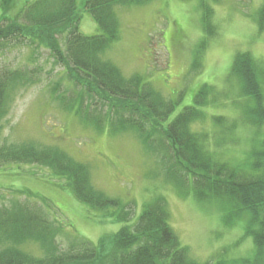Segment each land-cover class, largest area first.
<instances>
[{
	"label": "rangeland",
	"instance_id": "rangeland-1",
	"mask_svg": "<svg viewBox=\"0 0 264 264\" xmlns=\"http://www.w3.org/2000/svg\"><path fill=\"white\" fill-rule=\"evenodd\" d=\"M4 2L0 0L1 13ZM206 2L213 9L211 22L216 35L209 37L197 71L193 70L196 50L207 37L201 0H150L139 6H116L119 33L104 58L128 77H144L164 99L181 96L173 116L193 105L192 98L201 85L212 86L216 99L209 98V105L203 109L206 119L194 123L192 131L205 138L208 150L219 154L222 162L242 168L252 143L264 137V125H252L248 112L256 105L247 103L239 79L230 73L239 53L249 54L264 73V28L259 29L253 20L264 0ZM12 7L10 13H16ZM82 15L80 32L86 36L101 34L92 16L88 12ZM25 44L12 43L0 49V71H27L35 81L30 86L16 85L12 91L0 119V147L33 145L65 153L88 169L95 190L130 207L131 225L147 203L164 197L171 227L191 257L201 264H232L252 256L254 243L252 238H244V224L239 220L226 224V213L216 201L201 202L192 195L180 197L175 183L164 182L163 163L135 131L115 132L108 126L96 131L67 110L57 95L74 100L80 88L62 66L53 62L48 51ZM61 44L64 49L63 41ZM91 103L92 109L101 108L96 101ZM214 116L223 117V130L214 127ZM66 183L47 167L8 165L0 168V205L11 207L14 202H25L22 191L45 199L50 208L43 210L55 222L57 239L64 250L69 248V241L80 244L86 240L97 245L103 237L120 231L123 224L105 220L77 201ZM40 245L10 239L0 242V251L18 249L42 257Z\"/></svg>",
	"mask_w": 264,
	"mask_h": 264
},
{
	"label": "trees",
	"instance_id": "trees-1",
	"mask_svg": "<svg viewBox=\"0 0 264 264\" xmlns=\"http://www.w3.org/2000/svg\"><path fill=\"white\" fill-rule=\"evenodd\" d=\"M4 1L0 12V49L12 43H26L48 51L53 62L64 68L82 92L70 101L57 95L67 110L96 131L107 126L115 132L135 131L144 146L163 163L167 177L164 182L175 183L180 197L192 195L201 202L216 201L226 213V224L238 220L244 224V238H252L254 252L232 264H264V137L252 143L242 168L222 162L219 154L208 150L205 138L192 131L194 123L206 119L203 109L209 105V98L216 99L212 86L201 85L192 98L193 105L173 116L181 96L177 100L164 99L144 77H128L104 58L119 33L115 7L144 5L150 0H15L20 5H13L14 0ZM201 3L207 37L196 50L194 71L209 37L216 35L211 22L213 9L206 0ZM12 6L16 13H10ZM83 12L92 16L101 34L86 36L80 32ZM253 20L259 29L264 28V2ZM263 74L246 53L236 56L230 73L239 79L247 103L256 105L254 109L249 107L248 112L254 128L264 125ZM34 82L27 71L6 68L0 71V119L15 86H30ZM92 101L101 108L92 109ZM213 122L216 129H224L223 117L214 116ZM14 164L51 169L54 176L66 180L67 189L77 201L105 220L113 219L123 226L97 245L86 240L80 244L69 241V248L64 250L57 239L59 230L55 222L43 210L50 208L47 201L22 191L24 199H33L35 203L25 200L14 202L11 207L0 205V242L10 239L17 243L38 242L43 256L6 249L0 251V264H201L191 257L171 227L164 197L147 203L131 225L130 207L95 190L88 169L65 153L33 145L0 147V168ZM36 200L40 202L37 204Z\"/></svg>",
	"mask_w": 264,
	"mask_h": 264
}]
</instances>
